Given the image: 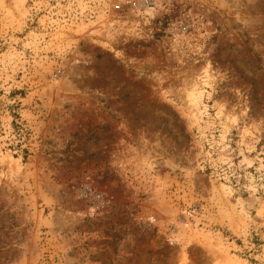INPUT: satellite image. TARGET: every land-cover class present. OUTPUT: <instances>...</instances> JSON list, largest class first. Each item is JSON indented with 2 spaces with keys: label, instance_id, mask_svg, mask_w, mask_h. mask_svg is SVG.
<instances>
[{
  "label": "rangeland",
  "instance_id": "374dc122",
  "mask_svg": "<svg viewBox=\"0 0 264 264\" xmlns=\"http://www.w3.org/2000/svg\"><path fill=\"white\" fill-rule=\"evenodd\" d=\"M0 0V264H264V0Z\"/></svg>",
  "mask_w": 264,
  "mask_h": 264
},
{
  "label": "built area",
  "instance_id": "2783aa9c",
  "mask_svg": "<svg viewBox=\"0 0 264 264\" xmlns=\"http://www.w3.org/2000/svg\"><path fill=\"white\" fill-rule=\"evenodd\" d=\"M145 3L147 4V6H150L153 4L152 0H145Z\"/></svg>",
  "mask_w": 264,
  "mask_h": 264
}]
</instances>
